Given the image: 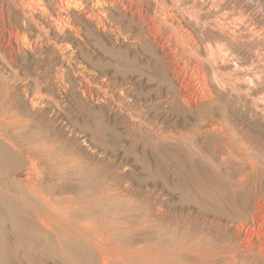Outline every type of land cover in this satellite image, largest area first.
I'll return each instance as SVG.
<instances>
[{
    "label": "bare ground",
    "instance_id": "1",
    "mask_svg": "<svg viewBox=\"0 0 264 264\" xmlns=\"http://www.w3.org/2000/svg\"><path fill=\"white\" fill-rule=\"evenodd\" d=\"M0 5L2 21L6 14L22 11V25L14 23L9 31L19 45L24 42L34 51L50 43L56 56L71 36L85 40L102 33L114 42L105 50L124 59L129 121L139 123L145 139L155 132L161 142H171L174 166L198 196L193 200L199 203L201 215L184 225L180 220L173 222L171 248L129 254L125 264H264V0H0ZM121 39L125 41L122 49L117 47L124 43ZM6 64L13 68L11 59ZM134 72L148 76L136 77ZM95 85L103 89L111 82ZM139 87L157 92L156 98ZM5 96L9 97L7 90H1L0 102ZM166 104L181 111L187 128L188 115L197 113L194 130L166 135L150 119ZM140 107L146 122L134 116ZM205 112L218 115L221 124L210 126ZM231 112L242 119L239 128L229 122ZM1 116H6L0 129L7 136L0 132V139L30 164L43 161L40 179H22L43 204L42 210H33L43 225L68 239L108 238L117 225L106 214L105 204L115 203L119 194L112 192L107 181L103 183L99 168L93 181L82 180L70 190L60 186L55 197L44 194L40 185L46 179L59 182L74 172L66 162L58 164L50 155L47 159L49 146L36 142L35 135L26 140L8 131L20 121L12 107ZM6 175L18 180L19 172ZM68 191L74 194H65ZM91 242L99 251V261L93 264H114L112 246ZM120 258L125 261V250Z\"/></svg>",
    "mask_w": 264,
    "mask_h": 264
},
{
    "label": "rangeland",
    "instance_id": "2",
    "mask_svg": "<svg viewBox=\"0 0 264 264\" xmlns=\"http://www.w3.org/2000/svg\"><path fill=\"white\" fill-rule=\"evenodd\" d=\"M2 7L0 5V69L3 73L0 86L3 88L0 91L6 89L9 97L1 100L0 112L5 113L12 107L20 120V124L17 122L10 126L8 131L26 140L31 134L35 135L36 142L49 146L45 150L47 159L50 155L58 164L66 162L74 172V176L59 182L46 179L40 185L41 191L50 197L58 196L57 191L61 187L70 190L82 180L93 181L99 168L101 171L97 173L105 178L103 183L107 181L112 192L120 196L117 195L119 198L115 203L105 204L108 208L106 214L117 225L108 238L84 235L83 239H68L60 233L57 235L35 215L33 210H42L43 204L22 180L28 176L40 179L43 161L30 164L0 139V264H93L99 261L98 247L91 242L93 239L102 246L114 248V264H125L129 254L171 248L175 234L173 222L180 220L184 225L190 218L201 215L199 203L193 200L198 196L185 177L180 176L181 170L174 166L171 142H161L155 132L147 140L142 137L139 123L134 122L135 119L129 121L125 110L124 59L105 50L113 47L114 42L102 33L97 39L83 36L86 39L82 40L71 36L63 42L64 50H57L56 56L50 43L43 50L34 51L24 42L19 45L9 31L14 28V23L22 25V11L17 10L13 16L6 14L3 22ZM32 32H36L34 27ZM121 40L124 43H117V47L122 49L125 41ZM10 59L13 68L6 64ZM140 74L145 79L148 76L144 72L134 76L139 77ZM105 80L111 85L103 89L95 85ZM85 83L92 87L84 88ZM139 90L147 96L157 93L148 87H139ZM140 108L135 110L134 116L144 120L139 111L142 108L147 110V107L143 105ZM231 113L229 122L239 128L242 119L236 112ZM204 114L210 126L221 124L218 115ZM195 116L197 113L188 115V129L183 125L181 111L166 104L157 116L150 119L161 126L166 135H173L181 130L193 131L195 125L192 123L197 121ZM4 117L1 116L0 121ZM25 127H29L28 131ZM0 132L5 136L6 131L0 129ZM13 172H19L18 180L7 177L6 174ZM81 191L85 192V188L82 187ZM65 194L74 193L68 191ZM122 250H125V261L120 258Z\"/></svg>",
    "mask_w": 264,
    "mask_h": 264
}]
</instances>
